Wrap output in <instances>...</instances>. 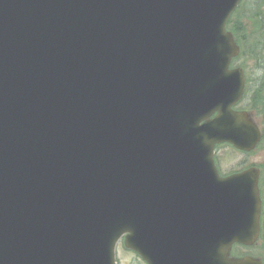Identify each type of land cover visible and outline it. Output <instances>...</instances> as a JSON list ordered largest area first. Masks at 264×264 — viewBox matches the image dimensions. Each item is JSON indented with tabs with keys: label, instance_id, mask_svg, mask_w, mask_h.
Instances as JSON below:
<instances>
[{
	"label": "water",
	"instance_id": "obj_1",
	"mask_svg": "<svg viewBox=\"0 0 264 264\" xmlns=\"http://www.w3.org/2000/svg\"><path fill=\"white\" fill-rule=\"evenodd\" d=\"M240 1L0 0V264H262Z\"/></svg>",
	"mask_w": 264,
	"mask_h": 264
},
{
	"label": "trees",
	"instance_id": "obj_2",
	"mask_svg": "<svg viewBox=\"0 0 264 264\" xmlns=\"http://www.w3.org/2000/svg\"><path fill=\"white\" fill-rule=\"evenodd\" d=\"M263 1L243 0L228 21L227 30L232 33L240 48V54L234 60V64L245 56L251 63H254L255 69L259 72L256 86L252 90L247 88L241 103L245 102L246 108L244 109L251 111L256 118L261 119L262 139L264 140V15L261 7ZM239 13L242 15L239 16ZM240 66L247 68L245 63ZM237 249L234 247L233 253ZM233 256L240 255L235 253Z\"/></svg>",
	"mask_w": 264,
	"mask_h": 264
},
{
	"label": "rangeland",
	"instance_id": "obj_3",
	"mask_svg": "<svg viewBox=\"0 0 264 264\" xmlns=\"http://www.w3.org/2000/svg\"><path fill=\"white\" fill-rule=\"evenodd\" d=\"M262 11L264 15V1ZM241 16L242 13H239ZM247 16V15H246ZM245 16V17H246ZM244 21V20H243ZM245 63L247 68H244V74L247 79V88L252 90L257 83V78L259 77V72L255 69L254 63H251L247 57H242L241 59L237 60L235 64L243 65ZM245 102L240 104L238 108H246ZM249 111V110H248ZM250 112L251 117L253 118L254 122L259 126L260 130H263L262 121L260 118H256L254 114ZM215 160L217 166L220 170L222 175H228L230 173L240 172L243 169L249 167H258L261 172V179H260V189H261V196L264 203V140L259 145V147L250 154H243L231 147L228 146H219L215 150ZM262 228L263 234L261 239L257 242V244L249 249L238 247L237 253L239 255H252L259 257L264 263V207H263V215H262ZM235 254V253H232ZM115 263L116 264H145L135 253L127 250L124 248L122 242H119L116 246L115 250Z\"/></svg>",
	"mask_w": 264,
	"mask_h": 264
},
{
	"label": "flooded vegetation",
	"instance_id": "obj_4",
	"mask_svg": "<svg viewBox=\"0 0 264 264\" xmlns=\"http://www.w3.org/2000/svg\"><path fill=\"white\" fill-rule=\"evenodd\" d=\"M218 170V173H219V169H217ZM220 174V173H219ZM260 174H261V172H260ZM261 227H262V221H261Z\"/></svg>",
	"mask_w": 264,
	"mask_h": 264
}]
</instances>
